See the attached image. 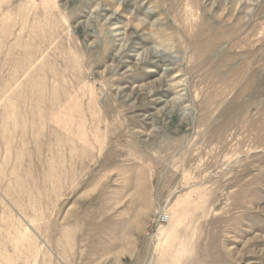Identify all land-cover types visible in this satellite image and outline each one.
I'll return each mask as SVG.
<instances>
[{"label": "rangeland", "instance_id": "374dc122", "mask_svg": "<svg viewBox=\"0 0 264 264\" xmlns=\"http://www.w3.org/2000/svg\"><path fill=\"white\" fill-rule=\"evenodd\" d=\"M264 264V0H0V264Z\"/></svg>", "mask_w": 264, "mask_h": 264}, {"label": "bare ground", "instance_id": "6f19581e", "mask_svg": "<svg viewBox=\"0 0 264 264\" xmlns=\"http://www.w3.org/2000/svg\"><path fill=\"white\" fill-rule=\"evenodd\" d=\"M23 263L25 264V260L23 261Z\"/></svg>", "mask_w": 264, "mask_h": 264}]
</instances>
